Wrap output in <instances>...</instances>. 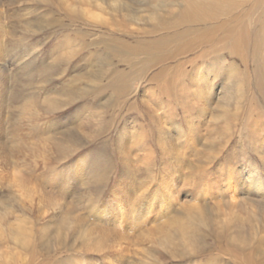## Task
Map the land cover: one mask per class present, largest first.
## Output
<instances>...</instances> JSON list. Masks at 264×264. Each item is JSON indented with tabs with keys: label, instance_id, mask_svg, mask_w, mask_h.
Masks as SVG:
<instances>
[{
	"label": "rangeland",
	"instance_id": "1",
	"mask_svg": "<svg viewBox=\"0 0 264 264\" xmlns=\"http://www.w3.org/2000/svg\"><path fill=\"white\" fill-rule=\"evenodd\" d=\"M159 1L0 0V264L15 262L31 246L35 264L46 253L55 264H264V92L256 87L258 55L251 46L243 58L225 56L228 65L211 77L203 111L192 92L179 88L173 95L156 91V106L143 98L158 87L149 82L154 74L176 83L179 71L191 69L189 59L201 64L197 51L128 79L132 86L122 95L97 92L110 84L113 67L128 68L104 44L143 39L157 20L146 3ZM85 4L91 10L83 13ZM257 6L248 8L254 16L246 14V25ZM185 72L181 82L188 83ZM29 227L31 236L23 230ZM20 231L29 246L14 240Z\"/></svg>",
	"mask_w": 264,
	"mask_h": 264
},
{
	"label": "bare ground",
	"instance_id": "2",
	"mask_svg": "<svg viewBox=\"0 0 264 264\" xmlns=\"http://www.w3.org/2000/svg\"><path fill=\"white\" fill-rule=\"evenodd\" d=\"M150 3V2H149ZM149 3H146L147 6V11L152 10V15L156 16L157 20L155 25L148 31L143 32V39L136 41L134 45L130 44L129 42H126L125 40H120V41H109L108 43L104 44V50L106 54H109L110 56H115L120 59L119 62L122 64H125L127 68V72H122V71H117L116 66L114 68V76L110 80V84L105 85L103 90H97V92H108L109 90L118 95H122L123 93H126L129 89L130 86H132V83L128 84V79L132 77H140L142 72H146V69L153 66L160 64L164 62L165 60L168 59H173L175 57L180 58V54L183 55V53H194V52H199L197 55V59L201 60V64L195 65V60H190L187 61L189 64H191V69L187 72L185 70L179 71V74L176 77V83L175 81H172V83L168 82V79L162 78V73H157L154 74L151 78L149 77V82L155 83L158 85L157 89H150L147 91V93L143 96L144 98V103L145 105H155L159 103L160 99H157L156 96V91H159V93L163 96H165V93L169 95H173L172 92L176 91L175 88H179L184 90V93L187 92L188 95L189 93L194 95L196 100L199 101V107L203 111L205 108V105L208 104L209 102V95L213 92V89L211 87L212 85V78L216 77L217 72L221 69L222 70V63L226 60L225 56H232V57H244L247 56V53L250 49V46L252 48L253 54L256 56L258 55V59L255 63V66L258 68V72L256 76H258L257 80V89H259L261 92H264V75L262 78H260L262 74H264V0H160L158 4L155 5H150ZM256 9H260V12L258 13L256 19H254V22H249L248 25L244 23V18L248 14H251L254 16V14L251 12L249 13V9L252 6H256ZM80 6V5H79ZM72 7V6H71ZM82 12L84 13L85 11L91 10L90 5L85 4V6H81ZM2 9V8H1ZM247 9V12L245 10ZM251 11V10H250ZM245 12L244 17L242 18L243 14ZM254 12V10H253ZM1 13V12H0ZM247 14V15H246ZM150 17V16H149ZM248 17H250L248 15ZM250 20V18H249ZM252 20V19H251ZM88 22V21H87ZM118 23V22H117ZM131 31V30H130ZM124 34V33H123ZM145 34V35H144ZM126 35V34H125ZM131 35V34H129ZM129 37V36H127ZM1 40V39H0ZM252 40V44L249 42ZM2 45H0L1 47ZM88 48L90 47L87 46ZM86 48V47H85ZM87 48V49H88ZM263 49V52H260V50ZM3 50V49H2ZM3 52V51H2ZM250 52V51H249ZM102 53V52H101ZM187 56V55H186ZM185 56V57H186ZM194 56V54H193ZM252 56V55H251ZM106 58V57H105ZM195 58V59H196ZM248 58V57H247ZM182 59V58H181ZM187 60V57L184 58ZM194 59V58H193ZM246 60V58H245ZM193 61V62H192ZM183 63V61H181ZM185 61V63H187ZM23 63V62H22ZM70 63V62H69ZM108 65H111L112 62H108ZM177 63V62H176ZM227 64L226 62H224ZM223 63V64H224ZM194 64V65H193ZM198 64V63H197ZM230 64V63H229ZM1 65V64H0ZM106 65V64H105ZM170 65V64H169ZM175 65V64H174ZM184 65V63H183ZM228 65V64H227ZM230 66V65H229ZM157 67V66H156ZM175 67V66H174ZM171 67V68H174ZM185 67V66H184ZM187 67V66H186ZM225 67V65H224ZM231 67V66H230ZM236 67V65H235ZM185 69V68H183ZM153 70V69H151ZM173 70V69H172ZM171 70V71H172ZM179 70V69H178ZM229 70V69H227ZM233 71V69L231 70ZM158 72V71H157ZM178 72V71H177ZM176 72V73H177ZM188 80V83L181 82L182 80V73ZM222 72V71H221ZM148 73V71H147ZM167 73V72H166ZM173 73V71H172ZM223 73V72H222ZM2 74V73H1ZM162 74V75H160ZM233 74V73H232ZM231 74V75H232ZM239 76L240 73H238ZM112 75V74H111ZM151 75V74H150ZM170 75V74H169ZM230 75V74H229ZM237 73L235 74V76ZM245 75V74H244ZM248 75V74H247ZM7 76V75H6ZM86 76V75H85ZM143 76V75H142ZM246 76V75H245ZM255 76V74H254ZM255 76V77H256ZM111 77V76H110ZM170 77V76H169ZM173 77V76H172ZM171 77V78H172ZM226 77V76H225ZM230 77V76H229ZM238 77V76H236ZM235 77V78H236ZM243 77V76H242ZM241 77V78H242ZM83 78V77H82ZM174 78V77H173ZM161 79V80H160ZM141 80V79H139ZM146 80V79H145ZM160 80V81H159ZM168 80V81H167ZM236 91L238 93H242V82L244 81L242 79H236ZM6 81V80H5ZM86 81V80H85ZM137 81V80H136ZM144 81V80H142ZM180 81V82H179ZM246 81V80H245ZM180 83V84H177ZM232 82V81H231ZM234 82V81H233ZM143 83V82H142ZM141 83V84H142ZM235 83V82H234ZM68 84V83H67ZM74 84V83H73ZM245 84V83H244ZM249 84V82H248ZM86 85V84H85ZM140 85V84H139ZM154 85V86H156ZM153 86V87H154ZM243 86V85H242ZM248 86V85H247ZM239 87V88H238ZM141 88V87H139ZM91 89V88H90ZM98 89V88H97ZM92 90V89H91ZM170 90V92L168 91ZM172 90V92H171ZM136 91V90H135ZM6 92V91H5ZM91 92V91H90ZM93 92V91H92ZM104 92V93H105ZM146 92V91H145ZM178 92V89H177ZM7 93V92H6ZM88 93V92H87ZM176 93V92H175ZM2 94V93H1ZM8 94V93H7ZM99 94V93H98ZM182 94V93H181ZM167 95V96H168ZM186 95V93H185ZM184 95V96H185ZM255 95V94H254ZM3 96V95H2ZM100 96V95H99ZM152 96H155V99L152 98ZM187 96V95H186ZM208 96V97H207ZM169 97V96H168ZM193 97V96H192ZM191 97V99H192ZM237 97V96H236ZM240 97V96H239ZM97 98V97H96ZM189 98V96H188ZM186 98V102L187 99ZM4 99V98H3ZM169 99V98H168ZM235 99V98H234ZM170 100V99H169ZM184 100V101H185ZM45 101V100H44ZM184 101L182 103H184ZM189 101V100H188ZM178 102V101H177ZM190 102V101H189ZM4 103V102H3ZM180 103V102H179ZM178 103V105H179ZM193 103V101H192ZM6 104V103H5ZM140 104V103H139ZM161 104V103H160ZM198 104V103H195ZM260 104V103H259ZM7 105V104H6ZM188 105V103H187ZM189 105H192L191 102ZM3 106V105H2ZM24 105L23 107H25ZM80 106V105H79ZM149 106V107H150ZM172 106V105H171ZM184 106V105H183ZM197 106V105H196ZM5 107V106H4ZM29 107V106H28ZM185 107V106H184ZM1 108V107H0ZM31 108V107H30ZM65 108V107H64ZM159 108V107H158ZM162 108V107H161ZM167 108V107H166ZM186 109L188 106L185 107ZM2 109V108H1ZM151 109V108H149ZM153 109V108H152ZM156 109V108H155ZM154 109V110H155ZM170 109V108H169ZM168 109V111H169ZM175 109V108H174ZM177 109V107H176ZM182 109V108H181ZM4 110V109H3ZM33 110V109H32ZM36 110V109H35ZM152 111L153 113L156 111ZM165 110V109H164ZM162 109V111H164ZM167 110V109H166ZM173 110V109H172ZM190 110V109H189ZM4 112V111H2ZM32 112V111H31ZM160 112V111H159ZM156 111V113H159ZM174 112V111H173ZM1 113V112H0ZM168 113V112H167ZM33 114V113H32ZM165 114V112H164ZM4 115V114H3ZM20 115V114H19ZM157 115V114H156ZM169 115V114H167ZM22 116V115H21ZM155 116V115H154ZM162 116V115H161ZM157 119H159L160 117ZM165 116V115H164ZM163 116V117H164ZM23 117V116H22ZM21 117V118H22ZM28 117V116H27ZM36 117V116H35ZM34 117V118H35ZM162 117V118H163ZM171 117V115H170ZM5 118V117H4ZM20 118V116H19ZM21 118L19 119L20 121H17L18 123L21 122ZM41 118V117H39ZM27 119V118H26ZM6 120V119H5ZM18 120V119H17ZM25 120V119H23ZM30 120H32L30 118ZM29 120V121H30ZM42 120V119H41ZM45 120V117H44ZM169 120V119H168ZM2 121V120H1ZM28 120L26 122H29ZM36 121V120H35ZM162 122L167 120L164 118L160 120ZM158 121V122H160ZM39 124L43 123L41 121H38ZM41 122V123H40ZM1 123V122H0ZM3 123V122H2ZM15 123V122H14ZM13 123V125H14ZM17 123V125H19ZM25 123V122H24ZM23 123V124H24ZM31 123V122H30ZM33 123V122H32ZM31 123V125H32ZM4 124V123H3ZM22 124V123H21ZM29 124V123H28ZM16 125V123H15ZM16 125V126H17ZM30 125V124H29ZM28 125V126H29ZM36 125V124H35ZM34 125V126H35ZM38 125V123H37ZM27 126V125H26ZM25 126V127H26ZM27 126V127H28ZM39 126V125H38ZM166 126V125H165ZM3 127V126H2ZM12 127V126H11ZM18 127H21L18 126ZM17 127V128H18ZM31 127V126H30ZM44 127V126H43ZM98 127V126H97ZM96 127V128H97ZM4 128V127H3ZM13 128V127H12ZM10 128V129H12ZM16 128V129H17ZM33 128V127H32ZM37 128V126L35 127ZM34 128V129H35ZM46 128V127H45ZM77 128V127H76ZM22 129V128H20ZM38 129V128H37ZM94 129V128H93ZM162 129V128H161ZM36 130V129H35ZM12 131V130H11ZM18 131V130H17ZM16 131V132H17ZM22 131V130H21ZM25 131V130H23ZM31 131V130H29ZM28 131V132H29ZM40 131V130H39ZM77 131V130H76ZM79 131V130H78ZM99 131V130H98ZM4 132V131H2ZM13 133L14 130L12 131ZM37 132V131H36ZM66 132V131H65ZM97 132V131H96ZM179 133L182 134V132L178 131ZM8 133V132H7ZM24 133V132H23ZM27 133V131H26ZM30 133V132H29ZM49 133V132H48ZM53 133V132H52ZM95 133V132H94ZM195 133V132H194ZM16 134V133H15ZM54 134V133H53ZM23 135V134H22ZM25 135V134H24ZM23 135V136H24ZM31 135V134H30ZM29 135V136H30ZM51 135V132H50ZM27 136V135H26ZM25 136V137H26ZM28 136V138H29ZM33 136V134H32ZM7 137V136H6ZM24 137V138H25ZM164 137V136H163ZM169 136H167L168 138ZM171 137V136H170ZM179 137V136H178ZM8 138V137H7ZM10 138V136H9ZM12 138V137H11ZM10 138V139H11ZM20 138V137H19ZM123 138V137H122ZM128 138V137H127ZM132 138V137H131ZM166 138V139H167ZM15 139V138H14ZM17 139V138H16ZM27 139V138H26ZM65 139V138H64ZM137 139V138H136ZM159 139V137H158ZM179 139V138H178ZM177 139V140H178ZM12 140V139H11ZM10 140V141H11ZM20 140V139H19ZM128 140V139H127ZM183 140V139H182ZM18 141V140H16ZM126 141V140H125ZM168 141V140H165ZM9 142V141H8ZM13 142V140H12ZM171 142V141H170ZM16 143V142H15ZM19 143V142H18ZM134 143V142H133ZM26 144V143H25ZM163 144V143H161ZM160 144V149L162 152L167 151L166 146H161ZM176 144V143H174ZM182 144V143H181ZM14 145V144H13ZM16 145V144H15ZM29 145V144H28ZM125 145V144H124ZM180 145V144H179ZM10 146V145H9ZM12 146V144H11ZM10 146V147H11ZM17 146V145H16ZM134 146V145H133ZM27 147V146H26ZM131 147V145H130ZM14 149V147H11ZM10 148V149H11ZM16 148V147H15ZM22 148V147H21ZM25 148V147H24ZM23 148V149H24ZM133 148V147H132ZM151 148V147H150ZM3 149V148H2ZM9 149V147H8ZM12 149V150H13ZM19 149V148H18ZM118 149V147H117ZM176 149V148H175ZM22 150V149H20ZM39 150V149H38ZM172 150V149H171ZM177 150V149H176ZM1 151V150H0ZM125 151V150H124ZM169 151V150H168ZM4 152V151H3ZM8 152V151H7ZM123 152V151H122ZM132 152V151H131ZM139 152V151H138ZM141 152V151H140ZM14 153V152H13ZM121 153V152H120ZM126 153V152H125ZM134 153V152H133ZM136 153V152H135ZM171 153V152H169ZM10 154V153H9ZM124 154V153H123ZM164 154V153H163ZM166 154V153H165ZM173 154H177L176 152ZM3 155V154H2ZM20 155V154H19ZM45 155V154H44ZM180 155V154H179ZM178 155V156H179ZM182 156V155H180ZM7 157V156H6ZM123 157V156H122ZM128 157V156H124ZM123 157V158H124ZM173 156H170V158ZM176 157V156H174ZM12 158V155H11ZM99 158V156L97 157ZM135 158V157H134ZM145 158V157H144ZM8 159V158H7ZM21 159V158H20ZM127 159V158H126ZM178 159V157H177ZM100 160V159H99ZM125 159H123L124 161ZM174 160V159H173ZM46 161V160H45ZM93 161V159H92ZM151 161V160H150ZM97 162V161H96ZM100 162V161H99ZM126 162V161H125ZM6 163V162H5ZM95 163V161H94ZM93 163V164H94ZM103 163H105L103 161ZM130 163V162H129ZM11 164V163H10ZM9 164V165H10ZM99 164V163H98ZM97 164V165H98ZM182 164V163H181ZM95 165V164H94ZM3 166V164H2ZM2 166H0V171ZM14 166V165H13ZM15 167V166H14ZM45 167V166H44ZM174 167V166H173ZM16 168V167H15ZM6 169V168H4ZM99 169V168H98ZM175 169V168H174ZM182 169V168H181ZM7 170V169H6ZM14 170V169H13ZM93 170V168H92ZM17 171V170H16ZM176 171V170H175ZM185 171V170H184ZM102 172V171H101ZM20 173V172H19ZM92 173V172H91ZM105 173V172H104ZM103 173V174H104ZM13 174V172H12ZM94 174V173H93ZM128 174V173H127ZM132 174V173H130ZM2 175V174H0ZM31 175V174H30ZM108 175V174H107ZM3 176V175H2ZM90 176V175H89ZM100 176V175H99ZM175 176V175H174ZM104 178V176H102ZM108 177V176H107ZM106 177V178H107ZM4 178V177H3ZM86 179V178H85ZM93 179V178H92ZM105 179V178H104ZM103 179V180H104ZM129 179V178H128ZM87 180V179H86ZM230 180V179H229ZM228 180V181H229ZM58 181V180H57ZM89 181V180H88ZM91 181V180H90ZM132 181V180H131ZM145 181V180H144ZM150 181V180H149ZM170 181V180H169ZM87 182V181H86ZM156 182V181H155ZM81 183V182H80ZM85 182H83L84 184ZM53 184V183H52ZM89 184V182L87 183ZM97 184V182L95 183ZM51 185V184H50ZM54 185V184H53ZM60 185V184H59ZM85 185V184H84ZM228 185V184H227ZM52 186V185H51ZM91 186V185H89ZM53 187V186H52ZM87 187V186H86ZM84 187V190L85 188ZM148 187V186H147ZM139 188V187H137ZM54 189V188H52ZM142 189V188H141ZM217 189V188H216ZM227 189V188H226ZM83 190V192H84ZM145 190V189H144ZM143 190V191H144ZM166 190L169 191V189L166 188ZM88 191V190H86ZM142 191V190H141ZM173 191V189H172ZM201 191V190H200ZM225 191V190H223ZM167 192V191H166ZM165 192V193H166ZM222 192V191H221ZM37 193V192H36ZM82 193V192H81ZM138 193V192H137ZM142 193V192H141ZM171 193V192H170ZM38 194V193H37ZM74 194V193H73ZM71 194V195H73ZM82 194H87V193H82ZM175 194V193H174ZM199 194V193H198ZM203 194V193H202ZM59 195V194H58ZM64 195V194H63ZM75 195V194H74ZM79 195V194H78ZM77 195V196H78ZM88 195V194H87ZM141 195V194H140ZM168 195V194H167ZM201 194H199L200 196ZM235 195V194H233ZM50 196V195H49ZM91 196V194H90ZM137 196V195H136ZM144 196V195H143ZM222 196V195H221ZM225 196V195H224ZM70 197V196H69ZM86 197V196H85ZM93 197V196H92ZM223 197V196H222ZM78 198V197H77ZM79 198H84V197H79ZM78 198V201H79ZM137 197H135L136 199ZM173 198V197H172ZM197 198V197H196ZM233 198V197H231ZM40 199V198H39ZM76 199L75 197L73 200ZM88 199V198H87ZM134 199V197L132 198ZM175 199V198H174ZM236 199V198H234ZM90 200V199H89ZM173 200V199H172ZM171 200V201H172ZM33 199L30 200V203L32 204ZM70 201V200H69ZM77 201V200H76ZM163 201V200H162ZM169 201V200H168ZM179 201V200H177ZM54 202V200L52 201ZM56 202V201H55ZM73 202V201H72ZM83 201H80V203H83ZM86 202V201H85ZM94 202V200H93ZM137 202V201H136ZM234 202V201H233ZM238 202V201H237ZM22 203V202H21ZM59 203V202H58ZM61 203V202H60ZM67 203V202H65ZM71 203V202H69ZM68 203V204H69ZM79 203V202H76ZM133 203V202H132ZM173 203V202H172ZM175 203V202H174ZM75 204V203H74ZM84 204V203H83ZM86 204V203H85ZM88 204V203H87ZM90 204V203H89ZM96 204V203H95ZM134 204V203H133ZM142 204V203H141ZM52 205V204H51ZM56 205V204H55ZM61 205V204H60ZM59 205V206H60ZM131 205V204H130ZM233 205V204H232ZM58 206V205H57ZM88 206L90 207L91 205H87V210L88 212ZM193 206V204H192ZM197 206V205H196ZM71 207V206H70ZM74 207V205L72 206ZM96 207V206H95ZM113 207V206H112ZM173 208V206H171ZM234 207V206H233ZM78 208V207H76ZM132 208V207H131ZM170 208V207H169ZM193 208V207H190ZM49 209V208H48ZM52 209V208H51ZM62 209V208H61ZM92 209V207H91ZM110 209V208H109ZM171 209V208H170ZM174 209V208H173ZM50 210V209H49ZM67 210V209H66ZM86 210V211H87ZM93 210V209H92ZM167 210V209H166ZM54 211V210H53ZM64 211V210H62ZM42 212V211H41ZM58 212V211H57ZM56 212V213H57ZM66 212V211H65ZM136 212V211H135ZM170 213V211H168ZM50 213V212H49ZM71 213V212H70ZM69 215L71 216L73 213ZM77 213V212H75ZM74 213V214H75ZM94 213V212H93ZM92 213V214H93ZM29 214V213H28ZM43 214V213H41ZM52 214V213H50ZM67 214V213H65ZM30 215V214H29ZM40 215V214H39ZM59 215V213H58ZM64 215V214H62ZM61 215V216H62ZM88 215H90L88 213ZM87 215V216H88ZM171 215V214H170ZM54 216V215H53ZM86 216V217H87ZM133 216V215H132ZM166 216V214H165ZM39 217V216H38ZM43 217V216H42ZM47 217V216H46ZM72 217V216H71ZM85 217V218H86ZM148 217V216H147ZM164 217V216H163ZM41 218V217H40ZM45 218V217H43ZM52 218V217H51ZM50 218V219H51ZM59 218V217H58ZM62 218V217H61ZM60 218V219H61ZM68 218V217H66ZM76 218V217H75ZM80 218V217H79ZM81 218V219H85ZM89 218V217H88ZM146 218V217H145ZM25 219V218H24ZM92 219V218H91ZM139 219V218H138ZM40 221V219H38ZM49 220V219H48ZM55 220V219H54ZM145 221V219H143ZM29 221V220H28ZM50 221V220H49ZM64 221V220H63ZM67 221V220H66ZM69 221V220H68ZM88 221V220H87ZM143 221V223H145ZM148 221V220H147ZM168 221V219H166ZM172 221V220H171ZM18 222V221H17ZM27 223L25 221H22V223ZM53 222V221H52ZM73 222V221H70ZM78 222V221H76ZM96 222V221H95ZM120 222V221H119ZM118 222V223H119ZM202 222V221H201ZM32 223V221H31ZM94 223V222H93ZM100 223V222H99ZM147 223V222H146ZM168 223V222H167ZM20 226L25 227L24 225H21V222L19 223ZM29 224V222H28ZM27 224V226H28ZM33 224V223H32ZM69 224V223H68ZM98 224V223H97ZM131 224V223H130ZM136 224V223H135ZM140 224V223H139ZM34 225V224H33ZM33 225L31 227H33ZM65 225V224H64ZM83 225V224H82ZM105 225V223H104ZM102 224V226H104ZM108 225V224H107ZM119 225V224H118ZM183 224H180L179 227L177 228L179 233L181 234V237L184 238L186 235V231L184 227H182ZM17 226V225H16ZM43 226V225H42ZM126 226V225H125ZM130 226V225H129ZM132 226V225H131ZM142 226V224H140ZM144 226V225H143ZM18 227V226H17ZM20 227V228H21ZM23 228L27 229L28 234H30L32 231V228ZM39 227V226H38ZM88 227V226H87ZM97 227V226H96ZM101 227V226H100ZM134 227V226H133ZM137 227V226H136ZM166 227V226H165ZM140 228V227H138ZM11 229V228H10ZM72 229V227L70 228ZM164 229V228H163ZM90 230V229H89ZM97 230V229H96ZM74 231V230H73ZM75 232V231H74ZM85 232V231H84ZM118 233V232H117ZM170 233V232H169ZM12 234V233H11ZM102 234V233H101ZM121 235V234H120ZM119 235V237H120ZM31 236V234H30ZM66 236V235H65ZM126 236V235H125ZM116 237V235H115ZM29 236L26 235V233L21 232L17 234V238L15 237L14 240L20 244H23L29 246L28 242ZM112 238V237H111ZM86 239V238H85ZM109 239V237H108ZM125 239V238H124ZM142 239V238H141ZM121 240V239H120ZM197 240V239H196ZM107 241V240H106ZM109 241V240H108ZM67 242V241H66ZM85 242V241H84ZM91 242V241H90ZM104 242V241H103ZM110 243V241H109ZM84 244V243H83ZM106 244V243H105ZM124 244V243H123ZM14 245V244H13ZM93 245V244H92ZM99 245V244H98ZM113 245V244H112ZM119 246V245H118ZM108 247V246H107ZM106 247V248H107ZM122 247V246H121ZM32 246L29 247L28 249L24 250L23 255L21 258L14 260L15 262H12L11 264H35L34 258H36V255L34 256V251L31 250ZM15 249V248H14ZM100 249V248H99ZM222 249V248H221ZM30 250V252H28ZM41 250V249H40ZM83 250V249H82ZM85 250V249H84ZM89 250V249H88ZM87 250V251H88ZM18 251V250H17ZM43 251V250H42ZM95 251V250H94ZM100 251V250H98ZM98 251H96L98 253ZM108 251V250H107ZM114 251V250H112ZM111 251V252H112ZM125 251V250H124ZM47 252V251H46ZM104 252V251H103ZM121 252V250H120ZM128 252V251H127ZM222 252V251H221ZM101 253V251H100ZM107 253V252H106ZM115 253V252H113ZM119 253V252H118ZM18 254V253H17ZM112 254V253H111ZM117 254V253H116ZM122 254V253H121ZM119 255V254H118ZM109 256V255H108ZM117 256V255H116ZM121 256V255H120ZM8 258V257H7ZM43 259L42 264H55L58 262L57 259H54V257L50 253H46L44 256L41 257ZM122 258V257H121ZM5 259V258H4ZM39 259V258H38ZM68 259V258H67ZM123 260V259H122ZM8 261V260H7ZM71 261V260H70ZM75 261V260H74ZM18 262V263H16ZM77 263V262H76ZM112 263V262H111ZM8 264V263H7ZM41 264V263H39ZM71 264V263H70ZM73 264V263H72ZM114 264V263H113ZM118 264V263H117Z\"/></svg>",
	"mask_w": 264,
	"mask_h": 264
}]
</instances>
